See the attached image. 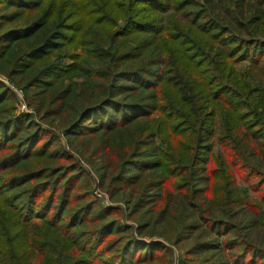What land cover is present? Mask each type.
<instances>
[{"label": "trees", "instance_id": "trees-1", "mask_svg": "<svg viewBox=\"0 0 264 264\" xmlns=\"http://www.w3.org/2000/svg\"><path fill=\"white\" fill-rule=\"evenodd\" d=\"M0 74L47 125L0 80V264H172L80 159L180 264H264V0H0Z\"/></svg>", "mask_w": 264, "mask_h": 264}, {"label": "rangeland", "instance_id": "rangeland-1", "mask_svg": "<svg viewBox=\"0 0 264 264\" xmlns=\"http://www.w3.org/2000/svg\"><path fill=\"white\" fill-rule=\"evenodd\" d=\"M246 66H247L246 61L240 62L236 65V67L239 70H244L246 68ZM0 80L10 88V90L14 93V95L16 97L15 111H14L15 114H19V113L33 114V120L36 123H40L43 127H47V125H45L41 121L39 116L36 115V113L30 107H28V105L25 101V98H24V91L20 87L15 86L12 82H10V80L6 76H4L2 74H0ZM52 129H54V132L62 138L63 144L66 145V140L63 139V136L60 133V130L57 128H54V127H52ZM218 148H219L218 144L216 143L214 145V150L216 151ZM80 165H82V167L85 169V171L87 172L88 176L90 177V179L92 181L91 191H92L93 197H95L104 206H111V207L115 208L117 212H120L118 215L120 216L122 222L131 226L132 233L135 234L138 238L145 240L147 242H150V243H152L153 241L161 242L164 245H166L167 247H169L172 250V264H180L179 263V257L181 256V250H179V248L177 246L170 243L166 239L167 233L165 232V229L162 225L156 224L155 228L153 230L149 229L148 231L140 233V235L138 234L137 228L139 226L138 222H140V221L137 219L129 217L130 207H129V205H127V203H125V201H123L124 199H128V191L124 192L123 196L111 198L104 190H102L98 186V177L96 175L95 169L81 159H80ZM236 183L238 184L239 188L241 189L244 201L253 202V201L259 200L261 198L260 192H257L254 189L250 188L244 181L240 180L238 177L236 179ZM243 186L248 187V190L244 191ZM248 207H250V206H248ZM249 238L251 239V241L254 244L258 243L261 245V248L264 249V236H263V233L261 231L259 233H258V231H256V233L253 232V234L249 235Z\"/></svg>", "mask_w": 264, "mask_h": 264}]
</instances>
